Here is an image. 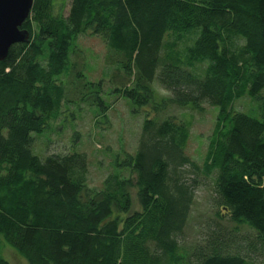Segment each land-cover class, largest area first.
Listing matches in <instances>:
<instances>
[{"label": "trees", "instance_id": "1", "mask_svg": "<svg viewBox=\"0 0 264 264\" xmlns=\"http://www.w3.org/2000/svg\"><path fill=\"white\" fill-rule=\"evenodd\" d=\"M21 29L28 42L0 62V238L15 254L27 264L264 260V0H33ZM85 35L117 67V100L142 116L136 151L117 156L101 190L87 185L85 154L31 151L63 106H96L109 125L102 83L85 80L83 65L68 79ZM242 98L259 119L233 110ZM203 104L217 115L199 166L185 155L189 123L163 115ZM200 177L214 179L218 223L186 248ZM242 228L254 234L247 249Z\"/></svg>", "mask_w": 264, "mask_h": 264}, {"label": "rangeland", "instance_id": "2", "mask_svg": "<svg viewBox=\"0 0 264 264\" xmlns=\"http://www.w3.org/2000/svg\"><path fill=\"white\" fill-rule=\"evenodd\" d=\"M69 1L66 0V3L69 4ZM105 53L104 44L99 37L88 35L79 37L76 42V55L71 58L72 70H74L68 79H72L75 68L83 65L81 71L85 80L102 83L103 100L111 107L106 114L109 125L106 126V119L100 115L96 106L81 102L69 109L63 106L60 118L52 124L51 129H47L41 136L33 135L31 146L32 153L40 159L50 154L61 155L69 152L85 154L88 162L87 185L97 190L102 189L103 181L109 174L117 173L114 161L118 155H123V152L134 154L142 125V116L131 113L129 102L123 98L117 100L115 89L119 88V85L116 79H113L117 67L107 66L104 63ZM156 83L155 81L152 85L154 89ZM158 90L160 95L166 96L165 92L159 88ZM232 108L236 112L259 119L257 104L248 98L235 101ZM216 115L217 109L205 104L202 105L200 112L172 108L163 115V117L174 116L189 123L190 131L185 155L199 166L204 161L207 139L213 130ZM118 158L122 159V157ZM123 176L127 174L124 173ZM199 181L200 185L195 190V200L187 224L179 236L186 248L200 242L201 235L218 223L216 213L219 210L214 205V179L200 177ZM129 193L130 213L139 211L135 189L130 188ZM228 224L224 223L223 226L228 229L231 226ZM239 233L240 238L237 242L247 249L254 241V234L246 228L240 229ZM235 239L233 238V241ZM250 258L254 264L264 263L263 258L258 255H251ZM0 259L10 264H27L1 238Z\"/></svg>", "mask_w": 264, "mask_h": 264}, {"label": "water", "instance_id": "3", "mask_svg": "<svg viewBox=\"0 0 264 264\" xmlns=\"http://www.w3.org/2000/svg\"><path fill=\"white\" fill-rule=\"evenodd\" d=\"M33 0H0V62L9 49L17 44L26 43L29 33L22 30L28 19Z\"/></svg>", "mask_w": 264, "mask_h": 264}]
</instances>
